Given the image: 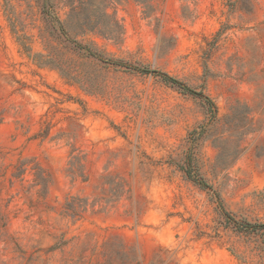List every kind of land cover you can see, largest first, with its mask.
<instances>
[{"label": "rangeland", "instance_id": "rangeland-1", "mask_svg": "<svg viewBox=\"0 0 264 264\" xmlns=\"http://www.w3.org/2000/svg\"><path fill=\"white\" fill-rule=\"evenodd\" d=\"M109 10L0 0V264H264V0Z\"/></svg>", "mask_w": 264, "mask_h": 264}, {"label": "trees", "instance_id": "trees-1", "mask_svg": "<svg viewBox=\"0 0 264 264\" xmlns=\"http://www.w3.org/2000/svg\"><path fill=\"white\" fill-rule=\"evenodd\" d=\"M115 1L117 0H65V3L69 8L68 22L75 27L82 28L83 30L95 31L102 36L116 39L123 33V25L117 16L114 13H111L109 10L111 4H113ZM135 1L144 7H147L151 4L152 0ZM91 54L98 56L96 53ZM156 73L162 75L167 81L178 84L183 88L186 87L183 82L172 77L168 73L161 71H156ZM204 97L210 102L212 106H215L209 97ZM185 171L190 177L192 176L189 168H186ZM199 184L204 187L208 186V183L205 181H199ZM231 220H233L235 224H240L239 221L235 219ZM241 226H243V228H254L257 225L252 224L251 222H246L245 225Z\"/></svg>", "mask_w": 264, "mask_h": 264}]
</instances>
